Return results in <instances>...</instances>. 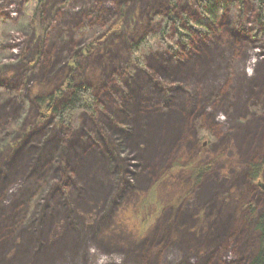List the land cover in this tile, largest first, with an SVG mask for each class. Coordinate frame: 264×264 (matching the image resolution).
<instances>
[{
  "label": "rangeland",
  "instance_id": "obj_1",
  "mask_svg": "<svg viewBox=\"0 0 264 264\" xmlns=\"http://www.w3.org/2000/svg\"><path fill=\"white\" fill-rule=\"evenodd\" d=\"M165 1L43 0L38 27L28 0H0V104L4 107L0 113V171L6 170L4 162L12 159L23 141L42 134L50 137L53 121L39 116L33 99L52 91L67 75L92 84L101 108L96 116L101 119L124 106L122 98L136 89L130 86L134 81L139 95L147 100L143 107H160L164 115L159 125L164 133L158 130L149 135L143 127L149 137L144 138L142 151L126 148V158L147 170L130 186L118 182L115 194L105 177L94 179L88 169L80 195V191L67 189L74 178L58 175L57 165L45 155L31 168L20 162L19 171L9 181L12 186L5 192L11 208L0 204L7 221L4 226L16 222L27 226L30 217L34 223L45 213L62 215L51 203L53 199L44 207L51 188L58 197L65 194L70 204L77 201L71 211L79 225L75 244L72 241L70 246L74 234L65 232L64 226L58 230L59 236L71 238L62 249L53 245L59 237L53 236L55 231L47 232L44 237L49 247L44 250L49 252H40L41 257L30 264H243L254 251L256 233L247 229L264 211V177L253 183L246 173L248 163L264 157V85L260 82L264 81V38L253 35L255 12L250 0H224L227 6L214 33L192 38V49L201 51L206 45L207 55L199 64H191L193 69H187L179 82L174 76H163L156 64L161 60L173 66L185 61L187 51L180 44L173 52L157 42L142 48V64L127 51L131 41L157 30L154 12ZM196 1L177 0V9L195 18ZM65 44L71 46V52ZM98 59L102 69L94 75L90 71L92 66L98 67ZM107 74L110 78L104 81L101 76ZM176 85L180 87L172 89ZM172 90L179 96L174 98ZM111 95L121 99L114 103ZM175 99L191 102L199 110L186 121L178 119L169 109ZM165 115L170 117L168 121ZM74 119L80 134L93 126L94 119L88 114L79 113ZM253 124L261 125L257 135ZM133 129L134 125L128 135ZM87 135L101 150L100 139ZM53 146L51 159L59 154V147ZM100 156L96 153L91 158ZM202 167L204 172L197 179L194 169ZM27 172L30 177L24 179ZM108 197L111 202L105 205ZM13 201L19 202L16 208ZM217 220L218 225L227 226L225 237L210 240ZM50 222L49 230H55L56 222ZM37 225L40 221L36 220ZM240 228L239 233L244 234L239 239L231 237ZM19 251L13 249L9 257ZM1 261L11 264L0 257Z\"/></svg>",
  "mask_w": 264,
  "mask_h": 264
},
{
  "label": "trees",
  "instance_id": "obj_2",
  "mask_svg": "<svg viewBox=\"0 0 264 264\" xmlns=\"http://www.w3.org/2000/svg\"><path fill=\"white\" fill-rule=\"evenodd\" d=\"M42 1L43 0H28V7H34V10L31 12V17L35 22V25L38 27L41 26L40 18L42 14ZM250 1L251 7L255 12L256 17V29L253 35L263 39L264 0ZM145 5L148 7L147 3H145ZM163 5V7H161V5L157 10H155L153 16L154 20L159 21L157 30L153 33L143 35L138 39L131 41L127 45V51L131 58L135 59L139 64H142V48L151 47L154 42H157L162 45L165 44V46H169V50L173 52V50H176L174 48H177L178 44H180V46H183V49L187 51L186 56L188 57H186L187 59H185V61L180 62L179 65L173 66L169 64V61L163 62L161 60H159V62L156 64L157 70L162 71L161 73L163 76H174V78L179 79L180 82V80L184 79V77L187 75L184 74L185 71L187 69H193L190 66L193 64H199L201 61L200 59L207 55L205 52L206 45L203 46L204 49L202 48L201 51H195L192 49V38L208 37L210 33H214V31L218 28L217 22H219V17L227 6V3L224 0H197V14L195 18H192L186 14L184 9H177V0H166ZM231 5H233V2H231ZM239 8H241V6H239ZM169 33L171 34V38L168 35ZM173 41L175 43L172 45L171 42ZM63 47H69L68 50L71 52V46H67L65 44ZM72 47H74V45H72ZM114 54L117 55L116 50ZM114 54L112 55V68L116 61L114 59ZM99 61H101V59H98V67L96 65L92 66V70L90 71L94 75L98 73L99 69H102L101 63ZM64 62L66 61L60 63L64 64ZM50 66L51 65L48 63L47 68H50ZM72 72L76 71H73L72 69ZM101 77L104 78V81L105 79L110 78L109 74H107V76ZM260 82L264 85L263 80ZM260 82L258 83L260 84ZM126 83L127 82H125V84ZM135 83L136 81H134V84ZM130 84V86L136 87V89L134 88L133 91L130 90L131 92L128 91L129 94L125 98H122V100L126 101L124 106H122L120 110H113V112H111V116L109 113H107V115H103L102 119L101 117L96 116L101 108L99 106L98 96L96 95L92 84L83 80L75 81L71 75H67L64 80L52 91L44 94H37L33 99V106H35L40 117L44 119H52V134L49 138V135L44 136L42 134L43 136L39 135V137H36V139H27L26 141H23L20 144V148L17 149L18 151H15L12 159L4 162L6 165V170L0 171V204L2 207L5 209L7 207L11 208L12 203L9 202V196L7 197L5 192L9 190L10 186H12L10 185L11 183L9 181L19 171L18 165L20 162H24L26 165L30 166L29 168H31L33 167V163L36 161L40 162V155L42 154L45 155V158L48 162L57 165L56 171L58 172V175H65V177H67V175H71L69 179L74 178L75 182L71 181L72 186L70 189H67L68 191H80V195L84 194L83 192L85 187L83 185V180H85V177L83 174H86L85 172L87 169L89 172H93L94 179L99 180L100 178L102 179L105 177L112 184V193L118 191V182L123 181L125 185L130 186L138 175L144 174L147 168L144 166L140 168V162L134 164L131 159H127L126 148L132 147V149L140 152L142 151V142L144 141V138H147L146 135H148V133L150 135L152 132L158 130L159 133H164L163 131H160L159 128L160 123H163L160 122V120H162V117L164 120V115L159 112L160 107H157L158 110L156 107H150L149 105L148 107L145 106L146 108H144L143 105L145 102L147 104L146 98L139 95L137 86H134V84L132 85L131 82ZM176 86L172 87V89H178L180 87L179 85ZM118 90L122 92V88H118ZM114 92L116 91L114 90ZM166 94L167 93H164L162 96L164 100H166L168 97ZM172 94H175L174 98L179 96L178 92L175 91ZM120 97L111 95L110 99L114 103H118L117 101L121 99ZM174 103L179 107L176 108ZM3 109V105L0 104V113H3ZM169 109L172 110V112L174 111L172 114L178 117V119L180 118L181 120L185 121L188 120V116H193L194 113L199 110L198 107L192 105L191 102L188 105V103H182L177 99L172 101V105L171 107L169 106ZM79 113L88 114L91 120L95 118L94 116H96L93 126L89 128V132L87 133L84 131L80 134L76 131L74 118ZM196 116L197 115L195 114V117ZM165 117H167V115H165ZM169 118L170 117H167L166 120L168 121ZM118 122H121V124L119 125ZM55 125L60 127V131L56 132ZM132 125H134V129L131 134L128 135V132L131 131L130 127L132 128ZM252 126L253 129H251L254 134L257 135L259 130L260 132L262 131L261 125L255 126L253 124ZM143 127L145 130H148V133L144 131ZM153 128L155 129L153 130ZM55 132L57 134H55ZM87 134H94L98 139H100L102 143L101 150L100 148L98 149L97 145L92 142V137L88 136ZM150 138L148 140H150ZM118 139L120 140L118 141ZM53 145L59 147H56L59 154L53 158L54 160L49 156L54 148ZM107 145L108 148H105ZM96 153L101 155L100 159L96 160L94 157L91 158V156L95 155ZM61 165L65 166L61 167ZM202 172H204L203 167L194 169V174L196 175L197 179L200 178ZM246 173L251 182L258 183V180L264 177V157L258 161L248 163ZM23 176L24 179H29L30 172L25 173ZM112 176L114 177L113 179L111 178ZM99 186L101 185L99 184ZM55 194L56 189L51 188L48 195L45 197L47 201L45 202L44 207L47 208L48 201L53 199L51 203H54L53 205L55 208L62 212L63 216L58 215V211V214L45 213L44 217L41 216L36 219L37 222L40 221V226L37 225L38 228L34 226L36 220L33 223L30 217L28 220L31 222L27 224V226H25L26 223L21 224V222H16L15 224H10L8 226L5 225V229L3 221H7H5L2 217V211H4V209L0 207V257L2 259L5 258L7 261H10L11 264H30L31 262H34L41 257L42 254H40V252H49L48 250H44V247L47 249L49 247L47 238L44 237L45 234L47 232L53 233L55 231V235L53 236H59L60 232L58 230H62L63 226L65 227V232H68L69 235L74 234V238L70 240V246H72V241H74L73 245L75 244V237L78 234L79 225L77 224V218H72L73 212L71 211L76 205L77 201L73 200L72 204H70V200L64 197L65 194H63V198L58 197ZM109 202L111 201L108 197L105 205ZM13 204V206L16 208L18 205L15 204H19V202H14ZM105 205L104 208H106ZM15 219L16 218H13L14 221ZM214 219H216V216ZM50 221L56 222L57 225H53L56 228L55 230H53V228L49 230V228L52 227L50 226ZM218 222L219 221L217 220V225L214 227V229L211 228L212 236L210 240H212V238H217V236L225 237L224 234H226L225 230L227 226L224 223L218 225ZM18 226L20 227L19 229L17 228ZM252 228L247 229V231L248 233H252L253 231L256 233L255 236L257 239V244L254 251L243 264H264V211L259 213ZM240 230L241 228L236 230L235 234H230L231 237L235 239L236 235L239 239L240 236L244 234V231L239 233ZM4 232L7 233L5 236L6 238H3L2 234ZM15 233L17 234L16 236H14ZM69 237L65 236L64 238L63 236H59L58 238H54V247L55 244L56 247L61 249L64 245L67 247L66 245H68ZM38 243L41 244L40 247L38 246ZM15 248L18 249V251L20 248V251L18 252L19 254L17 255L16 253L13 254L14 257H9L10 252ZM1 263L2 261L0 264Z\"/></svg>",
  "mask_w": 264,
  "mask_h": 264
}]
</instances>
